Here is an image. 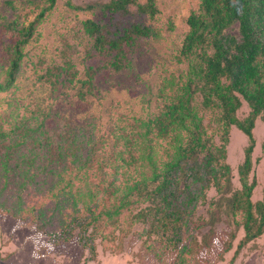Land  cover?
<instances>
[{
    "label": "trees",
    "instance_id": "obj_1",
    "mask_svg": "<svg viewBox=\"0 0 264 264\" xmlns=\"http://www.w3.org/2000/svg\"><path fill=\"white\" fill-rule=\"evenodd\" d=\"M41 2L25 13L15 0L0 9V26L10 40L2 47L0 92H14L0 112V213L56 241H68L77 231L93 257L97 238L106 249L118 248L115 240L123 241L140 223L137 238L151 264H215L233 247L235 233L211 231L199 238L208 222L197 213L199 206L208 204L211 216L220 215L222 200L207 197L214 188L221 199L231 194L226 214L244 230L233 262L264 234V185L261 199L252 198L258 184L254 128L258 117L264 122V0H199L172 54L178 67L165 68L160 77L156 108L130 114L117 103L106 113L91 111L82 123L35 97L15 96L25 74L24 48L58 0ZM65 3L108 16L84 19L76 29L88 40L85 59L105 61L85 64L80 78L68 45L60 61L41 69L38 81L49 84L53 99L60 86L78 84L79 101L101 100L98 75L135 68L129 52L158 35L160 8L156 0ZM235 25L237 34L230 32ZM243 100L250 112L241 119ZM233 125L248 136L238 165L240 188H233L228 161Z\"/></svg>",
    "mask_w": 264,
    "mask_h": 264
},
{
    "label": "rangeland",
    "instance_id": "obj_2",
    "mask_svg": "<svg viewBox=\"0 0 264 264\" xmlns=\"http://www.w3.org/2000/svg\"><path fill=\"white\" fill-rule=\"evenodd\" d=\"M15 1L20 4L19 11L22 13L28 12L37 4L43 5L41 0H35L34 4H31L30 0ZM109 1L72 0L74 4L82 6L90 3L103 4ZM156 1L160 8V19L158 23H155L159 28V33L153 38L140 40L137 46L129 52L135 68L118 75L105 69L96 80L102 94L101 100L89 96L87 101H79L76 97L78 84L60 86L56 93L57 97L53 99L51 87L46 82L38 81V74L50 63L60 61L62 58L59 55L68 45L72 47L70 53L81 72L80 78L84 75L85 64L96 66L102 64L105 61L103 57L85 59L88 40L82 39L76 29L81 26L80 22L84 19L94 18L107 21L109 18L100 10L96 12L75 11L65 3V0H58L38 23L24 48L25 74L17 80L19 89L15 91V96L24 101L35 97L43 102V106L54 109L62 108L81 123L91 111L106 113V108H113L117 103L120 104L121 110L130 114H143L148 109L156 108V91L160 77L165 73V68L172 70L178 67L172 54L182 45L188 28L187 17L192 9L198 7L199 0ZM5 8H7V0H0V9H4L5 12ZM34 16H30V19L32 20ZM230 32L237 34L238 25L231 28ZM6 38L0 26V59L4 54L3 44L10 41ZM13 93L11 90L0 92V112L8 108V100L13 97ZM65 94L68 100H64ZM249 112L250 107L247 101L243 100L238 110L239 118L247 117ZM254 136L256 146L253 153V171L258 184L252 198L257 201L262 197L264 185V122L259 117L256 119ZM217 140L219 142L218 138ZM247 144L248 136L233 125L227 146L228 161L233 172V188H240L238 165L244 159V149ZM230 195L228 193L227 198ZM207 197L209 200H222V205L218 218L208 213V204L199 206L197 213L208 217L207 225L201 229L199 238L209 235L211 231L235 233L232 241L233 247L224 254L223 260L215 264H264V234L245 245L232 262L234 252L244 236V230L241 227L236 228L226 214L227 198L221 199L214 188L208 190ZM142 229L143 225L138 223L133 227V233L123 241L115 240L114 245L118 248L112 245L106 249L101 239L97 238L95 240L96 253L93 257L91 251L79 243L77 231L75 236L68 241H56L39 233L34 227L17 225V220L12 215L0 213V264H151L150 257L144 255L141 247L142 238H137Z\"/></svg>",
    "mask_w": 264,
    "mask_h": 264
}]
</instances>
